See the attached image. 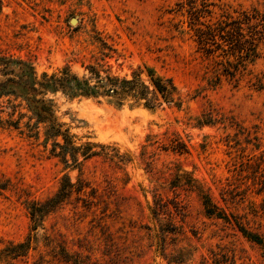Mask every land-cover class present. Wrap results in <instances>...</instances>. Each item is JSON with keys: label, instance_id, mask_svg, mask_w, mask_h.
Segmentation results:
<instances>
[{"label": "rangeland", "instance_id": "obj_1", "mask_svg": "<svg viewBox=\"0 0 264 264\" xmlns=\"http://www.w3.org/2000/svg\"><path fill=\"white\" fill-rule=\"evenodd\" d=\"M177 2L0 0V58L24 61L38 76L67 65L81 77L82 65L99 56L101 37L120 55L107 59L113 72L145 66L171 79L181 99L147 109L49 93L77 143L105 145L113 157L89 158L79 172L51 157L43 139L8 127L1 97L0 264H264L260 246L235 225L264 241V88L217 78ZM212 2V17L264 9V0ZM261 51L250 69L264 75V45ZM64 175L92 189L90 208L72 194L30 231L28 208L53 198ZM199 185L230 223L206 214ZM25 241L26 251L14 248Z\"/></svg>", "mask_w": 264, "mask_h": 264}, {"label": "trees", "instance_id": "obj_2", "mask_svg": "<svg viewBox=\"0 0 264 264\" xmlns=\"http://www.w3.org/2000/svg\"><path fill=\"white\" fill-rule=\"evenodd\" d=\"M178 13L186 19L188 28L193 32V40L197 50L215 64L217 78L225 77L237 86L246 81L255 90L264 88V75L255 74L251 66L261 58V47L264 45V9L252 6L248 9H237L212 17L215 4L212 0H178ZM99 56L86 65H82L84 74L79 77L72 73L69 66H65L56 73L37 75L35 70L21 60L0 58L1 73L5 77L0 83V98H7L10 109L5 124L25 134L36 141L43 139L44 147L50 144L49 155L59 160L68 169L81 172L82 163L89 158L104 156L112 159L106 153L107 146L85 141L78 144L76 136L70 133L65 123L56 117L55 104L47 98L49 93L61 92L71 97L104 99L109 98L117 104L132 101L147 109H158L164 105H178L181 102L177 87L169 78L157 76L152 69L137 66L129 75H119L113 72L107 59L118 62L120 55L112 45L101 37L95 39ZM12 98V99H11ZM25 110V112L22 111ZM199 126L204 121H199ZM237 143L236 145H238ZM99 149V150H98ZM255 149H259L255 145ZM264 152L259 160L264 163ZM246 164V169L253 166ZM257 173V171H253ZM264 191V179L261 180ZM89 186L80 176L76 182L64 175L59 188L53 198L44 204L32 203L28 208L32 226L30 231H36L41 225L44 215L54 210L65 199L76 194V200L85 202L90 208ZM202 199L206 214L220 218L230 223L225 214L205 193L199 185L195 187ZM244 237L260 246L264 257V241L245 229L240 222L235 223ZM30 234L27 239H35ZM28 241L20 243L14 248L19 252L28 249ZM72 262V259H67ZM73 264H80L73 260Z\"/></svg>", "mask_w": 264, "mask_h": 264}]
</instances>
